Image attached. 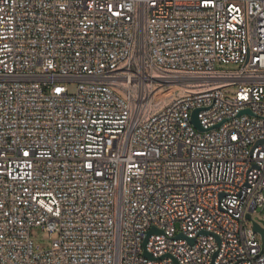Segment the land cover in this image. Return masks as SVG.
<instances>
[{"label":"built area","instance_id":"obj_1","mask_svg":"<svg viewBox=\"0 0 264 264\" xmlns=\"http://www.w3.org/2000/svg\"><path fill=\"white\" fill-rule=\"evenodd\" d=\"M263 190L264 0H0V264H264Z\"/></svg>","mask_w":264,"mask_h":264},{"label":"rangeland","instance_id":"obj_2","mask_svg":"<svg viewBox=\"0 0 264 264\" xmlns=\"http://www.w3.org/2000/svg\"><path fill=\"white\" fill-rule=\"evenodd\" d=\"M221 70L225 71H233L236 70L237 67L234 65H222L218 67ZM70 90L73 91L74 87L70 86ZM234 87L228 89V93H233ZM264 196V190H263ZM253 220H255L262 228H264V205L256 207L255 212L253 213ZM246 226H249V222H245ZM30 238L33 241L35 246H39L41 250H46L50 247L51 241L54 239V235H50L48 232L40 229L39 227H33L30 229Z\"/></svg>","mask_w":264,"mask_h":264},{"label":"water","instance_id":"obj_3","mask_svg":"<svg viewBox=\"0 0 264 264\" xmlns=\"http://www.w3.org/2000/svg\"><path fill=\"white\" fill-rule=\"evenodd\" d=\"M199 112V109H195L192 114H191V119H190V122L199 130H202V128L200 127L199 125V121L197 119V114ZM242 113H249L248 110H245V111H242L239 113L242 114ZM245 219L250 222L251 224V229L255 232V233H258L259 236H260V240L262 242V245L264 244V228H262L255 220H253L252 216H251V212H247L245 214ZM158 231L155 229V228H151L148 232H147V237L149 234L151 233H157ZM147 237L144 239V242H143V247L145 246L146 242H147ZM178 237H181V235L179 234ZM188 242L189 243H193L194 240L193 239H188ZM144 255L147 257V258H150V254L147 253L146 251H144ZM216 255V254H215ZM214 255V256H215ZM162 257H160L161 259Z\"/></svg>","mask_w":264,"mask_h":264},{"label":"bare ground","instance_id":"obj_4","mask_svg":"<svg viewBox=\"0 0 264 264\" xmlns=\"http://www.w3.org/2000/svg\"><path fill=\"white\" fill-rule=\"evenodd\" d=\"M183 90L182 85H171L169 87H163L160 92L169 97L172 98L175 96L176 93H181Z\"/></svg>","mask_w":264,"mask_h":264}]
</instances>
